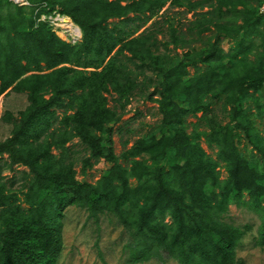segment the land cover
Returning <instances> with one entry per match:
<instances>
[{
    "label": "rangeland",
    "instance_id": "1",
    "mask_svg": "<svg viewBox=\"0 0 264 264\" xmlns=\"http://www.w3.org/2000/svg\"><path fill=\"white\" fill-rule=\"evenodd\" d=\"M28 1L30 6L19 8L0 0V145L11 140L34 156L47 149L53 156L44 163L47 169L62 170L72 180L107 190L112 184L106 175L113 163L93 155L91 144L75 132L64 136L57 131L63 114L72 115L79 107L84 122L97 118L95 122L110 130L114 162L128 187L139 189L131 192V207H123L130 229L113 212L101 213L96 224L79 204L67 205L59 220L61 249L55 264H102L101 258L107 264H132L122 248L146 200L153 199L158 184L169 181L167 176L156 179L155 174L158 168L169 171L175 166L166 144L173 132L198 144L204 161L214 164L218 181L228 177V165L239 162L245 182L241 200L251 207L241 201L227 206L225 220L246 228L229 264H264V247L258 243L264 220V85L246 86L249 78L264 73V19L256 13L258 0ZM37 3L45 6L35 12ZM72 14L90 23L101 22L121 41L92 66L65 62L48 68L44 62L34 63L45 55L32 53L26 71L19 75L24 69L15 62L21 60L19 50L31 32L69 45L81 43L83 30ZM126 17L140 20L130 22L132 30L128 27L120 34V24L112 27ZM101 35L96 33L94 38ZM58 70L73 71L69 75L77 82L82 77L85 88H76L74 95H61L66 107L51 108L57 117L49 121L52 127L34 122L35 130L44 129L43 134L29 136L23 126L34 103L20 81ZM51 94L46 92L44 98ZM166 112L175 120L173 128L166 124ZM70 125L76 122L70 120ZM89 130L106 138L95 125ZM176 162L181 169L185 160ZM179 173L171 174L174 185L181 182ZM33 176L28 166L0 151V194L8 196L6 205L0 203V232L6 223L35 214ZM257 179L262 180L258 182L261 191L253 192L250 189ZM201 183L206 189L213 184L209 176ZM163 207L157 205L159 213ZM157 216L159 222L171 226L166 210ZM136 264L179 263L164 253Z\"/></svg>",
    "mask_w": 264,
    "mask_h": 264
},
{
    "label": "trees",
    "instance_id": "2",
    "mask_svg": "<svg viewBox=\"0 0 264 264\" xmlns=\"http://www.w3.org/2000/svg\"><path fill=\"white\" fill-rule=\"evenodd\" d=\"M257 16L264 19L258 14ZM72 17L79 22L83 30L81 43L69 45L57 40H47L43 34L36 35L31 32L26 36L25 44L19 50V53L24 55L21 60H24L25 64H21V60L15 62L19 68L24 69L21 74L19 72V75L26 71L27 65L31 62L28 55L32 53L41 57L45 55V58L37 59L34 63L38 65L44 62L48 68L65 62H74L79 66H92L109 55L122 39L112 35L107 26L102 25L101 22L90 23L77 18L74 14ZM135 20L140 19L126 17L112 28L116 29L120 24L119 33L122 34L128 27L132 30V26L128 24ZM96 33H102L99 39L94 38ZM34 70L39 69L34 68ZM70 71L58 70L48 74H32L20 81V85L27 92L28 99L34 103L32 112L23 126L25 134L30 136L33 133H39L34 136L38 138L41 130H35L34 122H38L37 124L41 126L45 124L46 129H49L53 125V123L49 125V121L57 118L51 108L66 107V104L61 101V95H74L76 88H85L82 84L83 78L81 77L77 82L76 77L72 79L69 75ZM246 83L248 88L261 87L264 85V73L249 78ZM49 91L52 94L45 99L44 94ZM78 109L79 107L72 115L63 114L57 131L64 136L71 131L75 132L83 141L91 144L93 155L113 163L106 175L108 183L112 184L111 187L104 191L99 190L92 184L72 180L62 170L47 169L44 163L48 161V158L53 157L47 149L34 156L22 148L15 147L11 140L2 143L0 151L8 152L13 161L16 160L28 166L33 172L35 184H32V188L37 189V195L31 201L36 205L35 214L25 216L22 220H16L11 224L6 223L1 230L0 264H55L61 249L59 221L61 212L72 203L85 208L88 216L96 224L100 214L109 211L119 217L126 228H131L129 220L124 218L128 213L123 207L125 204L128 209L131 207L133 204L131 192H139V189L131 190L128 187L122 171L114 162L108 136L110 130H105L100 122H95L97 118L84 122L85 116ZM165 117L167 126L173 128L175 126L173 116L166 112ZM70 120H74L76 125L71 126ZM61 124L64 127H61ZM92 125L104 132L106 138L92 134L89 130ZM43 131L44 129L41 135ZM166 144L168 150L173 153L171 161L175 166L169 171L157 169L156 179L167 176L169 181L163 184L158 181L160 185L158 184L156 194H152L153 199L143 203L137 220L134 221L135 229L130 230V239L122 248L127 262L141 263L152 258H161L165 253L179 264H229L234 258V249L246 228L241 229L225 220L227 206L233 201H237L238 204L241 201L243 206L251 207V204L248 205V202L241 200L245 182L239 169V162L228 165V177L224 181H218L214 164L204 161V154L196 142L189 141L179 133L173 132L166 139ZM60 148L67 150L62 145ZM193 156L197 157V160H190ZM179 158L185 160L181 169L176 165ZM57 162L61 163V160L57 159ZM178 170H180L181 182L174 185L171 174ZM208 176L213 184L211 188L206 189L201 181L208 179ZM259 181L262 182L257 179L251 191H261ZM145 199L146 195L140 201L144 202ZM7 201L8 196L1 193L0 203L6 205ZM157 205H164L160 213ZM165 210L170 216L173 228L157 219V214L163 216ZM258 243L264 247V220L259 227ZM98 254L100 255L99 251ZM101 261L102 264H107L103 258Z\"/></svg>",
    "mask_w": 264,
    "mask_h": 264
},
{
    "label": "built area",
    "instance_id": "3",
    "mask_svg": "<svg viewBox=\"0 0 264 264\" xmlns=\"http://www.w3.org/2000/svg\"><path fill=\"white\" fill-rule=\"evenodd\" d=\"M13 5L18 6V7H27L30 6L31 4L29 3L28 0H9ZM45 4L43 3H37L34 4L35 7V12H38V10L43 9L42 7H44ZM257 14L259 16H262L264 18V0H258L257 2ZM50 15V14H49ZM40 16L42 17L41 20L45 17V15H43L42 13L40 14ZM51 16H48V18H50ZM58 20H60L59 15L57 16ZM40 20V19H39ZM45 21V20H44ZM50 21V20H49ZM47 21V22H49Z\"/></svg>",
    "mask_w": 264,
    "mask_h": 264
}]
</instances>
